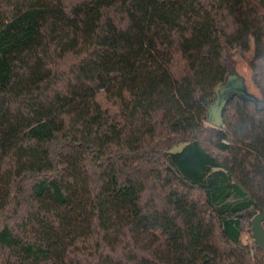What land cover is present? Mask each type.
<instances>
[{
    "label": "trees",
    "instance_id": "1",
    "mask_svg": "<svg viewBox=\"0 0 264 264\" xmlns=\"http://www.w3.org/2000/svg\"><path fill=\"white\" fill-rule=\"evenodd\" d=\"M258 213L264 0H0V264H264Z\"/></svg>",
    "mask_w": 264,
    "mask_h": 264
},
{
    "label": "water",
    "instance_id": "2",
    "mask_svg": "<svg viewBox=\"0 0 264 264\" xmlns=\"http://www.w3.org/2000/svg\"><path fill=\"white\" fill-rule=\"evenodd\" d=\"M237 97L257 104V98L250 94L245 86L244 79L238 74H230L225 82L215 89V95L211 102L204 101L207 111L206 123L215 128L223 126V110L227 102ZM264 213L256 214L250 221V231L256 246L264 251Z\"/></svg>",
    "mask_w": 264,
    "mask_h": 264
},
{
    "label": "rangeland",
    "instance_id": "3",
    "mask_svg": "<svg viewBox=\"0 0 264 264\" xmlns=\"http://www.w3.org/2000/svg\"><path fill=\"white\" fill-rule=\"evenodd\" d=\"M236 73L244 79L247 91L250 94L254 95L258 100H261L262 96L260 94L259 89L256 87V85L254 84L252 80L251 71L247 67L246 62L241 58L238 59V62L236 65ZM252 240L253 239H252L251 231L250 232L247 231L243 234L242 236L243 243H249Z\"/></svg>",
    "mask_w": 264,
    "mask_h": 264
}]
</instances>
